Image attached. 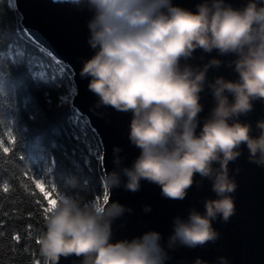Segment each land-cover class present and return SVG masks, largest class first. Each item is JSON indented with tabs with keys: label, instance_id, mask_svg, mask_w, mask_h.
Masks as SVG:
<instances>
[{
	"label": "clouds",
	"instance_id": "1",
	"mask_svg": "<svg viewBox=\"0 0 264 264\" xmlns=\"http://www.w3.org/2000/svg\"><path fill=\"white\" fill-rule=\"evenodd\" d=\"M52 3L92 13L87 42L95 54L83 62L80 76L89 78L96 107L132 116L128 138L140 154L131 167L107 174L108 192L121 185L137 192L145 180L158 185L163 197L183 200L198 174L212 182L217 198L204 201L203 213L193 208L187 219L175 217L168 247L215 243L220 234L213 221L219 217L227 223L236 212L232 194L237 183L229 163L246 146L249 162L264 167V119L257 121L255 136L251 124L239 119L253 110L255 101L264 102V0H247L239 8L226 0H202L195 12L173 0ZM196 50L234 55L228 66H234L238 78L209 80V69L223 62L212 58L193 66L187 61ZM206 87L214 106L200 127V94ZM42 182L35 181L47 201L44 230L36 241L42 264H59L69 256L82 258L81 264H166L169 257L158 232L113 242V222L131 209L110 202V196L98 200L74 194V181L52 195ZM144 211L151 207L144 206ZM193 264L208 261L197 257ZM218 264L229 261L219 257Z\"/></svg>",
	"mask_w": 264,
	"mask_h": 264
},
{
	"label": "water",
	"instance_id": "2",
	"mask_svg": "<svg viewBox=\"0 0 264 264\" xmlns=\"http://www.w3.org/2000/svg\"><path fill=\"white\" fill-rule=\"evenodd\" d=\"M11 2L20 16V25L26 35L56 61L70 69L74 87L70 105L86 119L99 140L103 179L105 180L107 174L113 171L131 167L140 154V149L132 145L128 138L131 113L118 112L111 107H96L98 97L88 90L89 78L80 76L83 62L95 54L87 42L90 35L87 23L92 13L86 8L80 9L66 3L54 4L52 0ZM201 2L202 0H173L174 4L193 12L196 11V5ZM226 2L239 8L245 5L247 0ZM212 58L223 63L219 68L209 69L207 73L209 80L217 76L227 80L238 78L234 66H228V62L235 59L234 55L221 56L216 50L211 53L196 50L187 63L202 66ZM200 95V103L203 105V111L199 113L202 127L204 119L209 116L214 106V101L207 87ZM239 119L241 122L250 123L253 128L252 134L258 135L256 123L264 119V102L255 101L253 110ZM115 147L122 151L115 153ZM248 156L247 147L242 146L241 155L228 165L229 174L237 183V189L232 194L236 212L227 223L219 217L213 221L214 229L220 234L215 243L196 248L179 245L168 247L174 218L179 216L187 219L193 208L203 213L204 201L217 198L211 190L212 182L206 178L201 179L198 174L183 200L163 197L158 185L145 180L141 181L140 190L137 192L128 191L123 185L111 188L110 202H118L131 209L113 222V242L131 240L146 232L155 231L161 234L160 244L168 253L166 264H193L197 257L208 261V264H218L219 257H226L229 264H264V167L249 162ZM121 179L122 181L125 179L123 175ZM146 205L151 207L150 212L144 211ZM81 260L82 258L76 256L61 257L59 264H81Z\"/></svg>",
	"mask_w": 264,
	"mask_h": 264
},
{
	"label": "trees",
	"instance_id": "3",
	"mask_svg": "<svg viewBox=\"0 0 264 264\" xmlns=\"http://www.w3.org/2000/svg\"><path fill=\"white\" fill-rule=\"evenodd\" d=\"M71 74L26 35L11 0H0V264H42L47 201L34 175L51 190L74 181L71 191L88 199L106 190L99 140L70 105Z\"/></svg>",
	"mask_w": 264,
	"mask_h": 264
},
{
	"label": "snow or ice",
	"instance_id": "4",
	"mask_svg": "<svg viewBox=\"0 0 264 264\" xmlns=\"http://www.w3.org/2000/svg\"><path fill=\"white\" fill-rule=\"evenodd\" d=\"M9 141H10V143H12V144H15V138L14 137H9ZM36 181V180H35ZM35 181H34V183H35ZM43 184H44V181L42 182ZM36 184V183H35ZM5 191H7L8 189H7V186H5V189H4ZM52 191H55V188H53L52 189ZM109 196H110V194H109V192H108V190H105L104 192H103V195H102V198H104V199H108L109 198ZM98 200L99 199H101V197H96ZM41 211H42V214L43 213H45L46 211H47V209H46V207H41Z\"/></svg>",
	"mask_w": 264,
	"mask_h": 264
},
{
	"label": "rangeland",
	"instance_id": "5",
	"mask_svg": "<svg viewBox=\"0 0 264 264\" xmlns=\"http://www.w3.org/2000/svg\"><path fill=\"white\" fill-rule=\"evenodd\" d=\"M37 179L43 180L42 177H40V175H38V174L37 175H34V181L37 180ZM38 188L44 194V192L42 191V189L40 187H38ZM44 188H45V190H47L49 192L50 195L53 194L52 193V190L49 187H47V185L45 183H44Z\"/></svg>",
	"mask_w": 264,
	"mask_h": 264
}]
</instances>
